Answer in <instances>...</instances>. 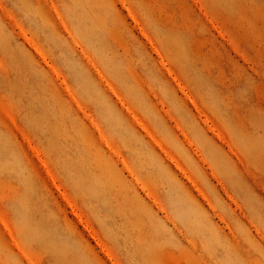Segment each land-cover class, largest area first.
Segmentation results:
<instances>
[{
	"label": "rangeland",
	"instance_id": "374dc122",
	"mask_svg": "<svg viewBox=\"0 0 264 264\" xmlns=\"http://www.w3.org/2000/svg\"><path fill=\"white\" fill-rule=\"evenodd\" d=\"M0 264H264V0H0Z\"/></svg>",
	"mask_w": 264,
	"mask_h": 264
}]
</instances>
